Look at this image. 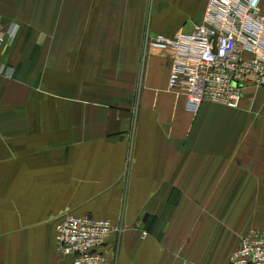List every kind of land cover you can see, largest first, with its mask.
<instances>
[{"label":"crops","instance_id":"crops-1","mask_svg":"<svg viewBox=\"0 0 264 264\" xmlns=\"http://www.w3.org/2000/svg\"><path fill=\"white\" fill-rule=\"evenodd\" d=\"M207 2L0 0L18 25L0 52V264H72L66 214L122 228L113 264H225L264 229V86L193 114L171 52L147 44L191 31Z\"/></svg>","mask_w":264,"mask_h":264},{"label":"built area","instance_id":"built-area-1","mask_svg":"<svg viewBox=\"0 0 264 264\" xmlns=\"http://www.w3.org/2000/svg\"><path fill=\"white\" fill-rule=\"evenodd\" d=\"M262 1L208 0L202 20L191 31L147 39L149 47L171 52L168 87L185 89L193 114L208 100L239 107L247 82L264 86ZM17 29L16 22L5 26L0 17V52ZM13 74L14 68L0 61V81ZM55 228L60 254L72 264H113L109 238L122 232L120 226L105 218L66 214ZM225 264H264V229H249Z\"/></svg>","mask_w":264,"mask_h":264},{"label":"rangeland","instance_id":"rangeland-1","mask_svg":"<svg viewBox=\"0 0 264 264\" xmlns=\"http://www.w3.org/2000/svg\"><path fill=\"white\" fill-rule=\"evenodd\" d=\"M208 101H210V100H208ZM211 102H215V101H211ZM216 103H219V102H216ZM35 113H37V112H35ZM260 214V213H259ZM264 218V217H263Z\"/></svg>","mask_w":264,"mask_h":264}]
</instances>
